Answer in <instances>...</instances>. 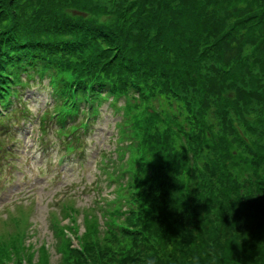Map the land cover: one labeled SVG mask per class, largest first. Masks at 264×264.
<instances>
[{
    "label": "trees",
    "instance_id": "obj_1",
    "mask_svg": "<svg viewBox=\"0 0 264 264\" xmlns=\"http://www.w3.org/2000/svg\"><path fill=\"white\" fill-rule=\"evenodd\" d=\"M45 75L59 125L128 101L117 141L131 167L113 200L125 207L104 217L130 243L91 241V221L84 255L54 227L64 255L264 264V0H0L1 105Z\"/></svg>",
    "mask_w": 264,
    "mask_h": 264
},
{
    "label": "rangeland",
    "instance_id": "obj_2",
    "mask_svg": "<svg viewBox=\"0 0 264 264\" xmlns=\"http://www.w3.org/2000/svg\"><path fill=\"white\" fill-rule=\"evenodd\" d=\"M46 83L43 91L40 90L36 95L28 89L23 93L28 102L27 96L33 98V103L29 105L34 113L52 103L49 97L52 90L45 87ZM126 102L124 97L110 98L100 105L101 113L93 131L89 133L88 154L81 164L71 166L68 163L69 167H58L56 162L60 142L56 143L49 157L39 151L35 153L36 142L33 148L23 144L22 152L11 161L13 168L6 177L10 179L4 178L7 185L0 191V239L9 238L0 241V247L8 250L0 255L5 257L3 264H75L74 258L64 255L65 241L57 238L54 227L63 228L64 238L84 255V249L78 248L84 239L82 234L85 233V227L91 221L99 227L98 238L95 236L91 241L111 247L113 253L130 243L127 239L121 242L111 239L104 217L106 211L125 207L124 201L116 203L113 200H120L116 194L126 192L129 179L126 169L131 167L128 162L130 152L126 153L123 149L125 142L117 141V122H125ZM34 130L32 139L35 141L39 128L34 127ZM52 137L56 138L55 135ZM28 157H35V162ZM116 161L117 166L114 163ZM97 178L99 182H96ZM30 200L34 201V205H31ZM17 202L23 204L22 207H16ZM44 252L47 254L45 258L40 255Z\"/></svg>",
    "mask_w": 264,
    "mask_h": 264
}]
</instances>
